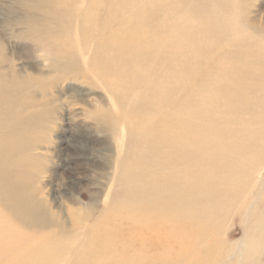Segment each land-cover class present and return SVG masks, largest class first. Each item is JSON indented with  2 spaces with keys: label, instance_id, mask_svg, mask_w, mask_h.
<instances>
[{
  "label": "bare ground",
  "instance_id": "6f19581e",
  "mask_svg": "<svg viewBox=\"0 0 264 264\" xmlns=\"http://www.w3.org/2000/svg\"><path fill=\"white\" fill-rule=\"evenodd\" d=\"M245 1L17 2L53 71L0 55V264H264V235L226 240L264 189V28ZM57 104L64 131L108 135L98 211L47 203ZM63 143L69 171L87 155Z\"/></svg>",
  "mask_w": 264,
  "mask_h": 264
},
{
  "label": "rangeland",
  "instance_id": "374dc122",
  "mask_svg": "<svg viewBox=\"0 0 264 264\" xmlns=\"http://www.w3.org/2000/svg\"><path fill=\"white\" fill-rule=\"evenodd\" d=\"M19 1L24 2L26 0H0V40L6 46V50L1 51L0 55L2 57H11L13 59V64L15 65L17 63L28 64L33 67L35 71L37 70L39 72H44L46 68L47 71L45 72L52 74L53 70L48 65L50 63L47 59H45L46 56L43 51L39 52L38 50L40 48L34 45V43L32 44L27 42V40L20 35L22 25L19 23L21 19L25 17V14L17 9V2ZM244 5L247 10V16L248 18L250 17L249 20L255 23L256 26L264 28V0H246ZM33 14L38 17V13L36 11L33 12ZM12 52L16 55L15 57L10 56ZM48 66L52 71L48 69ZM241 89L239 88L238 91H241ZM97 94L100 93L97 92ZM96 97V95L91 94L86 97V99L67 98L69 101L67 99L66 101L77 107L89 108L90 105H93L96 101H98L96 100ZM56 108V115L54 114L53 117H57L59 120L58 122H55L56 126L52 127L49 132L50 149L52 152L54 151V153H51L48 156L46 167L50 171H57V175L55 176L53 186H51L52 189L46 192L47 203L51 208L55 209V201H59L61 199L62 202L70 207L87 209L89 205V207H93L98 211L104 205V193H106L105 190L101 191L102 187L99 186V181L100 178H102V174L104 175V171L106 169L105 157L107 152L104 151V147L109 144L107 139L108 135L106 133H97L96 129L91 125H81L77 128H73V130H69V132L64 131L66 130L65 118L63 119V113L58 104ZM64 141L67 142V150L74 156L79 157V155H87L84 158H74L71 160V162H69V168H71V170L69 171H64L60 168V165L64 162L61 157L57 156V153L60 152L62 146H64ZM121 152L123 153V150ZM114 154L115 153L113 152V156ZM85 172H87V177L84 176V179H81L79 182L74 180V177H77L78 173L84 175ZM90 173L94 177L89 176ZM100 192V197L96 199L95 202L91 201L89 194H97ZM246 201L249 204L251 199L248 198ZM263 209L264 189L260 191L258 198L253 204L245 222L239 224V221H237L236 218L231 221L226 234V240L229 243V247L233 248L234 244L238 242L239 239L243 238L245 233L248 231L252 230L256 233L264 235V225L258 226V222L263 218ZM245 254H247V261L243 263L250 264V258L253 256H251L248 252ZM259 257L262 258L261 255H259Z\"/></svg>",
  "mask_w": 264,
  "mask_h": 264
}]
</instances>
